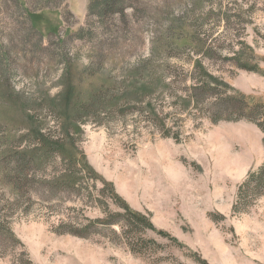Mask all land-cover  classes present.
<instances>
[{"label":"rangeland","instance_id":"1","mask_svg":"<svg viewBox=\"0 0 264 264\" xmlns=\"http://www.w3.org/2000/svg\"><path fill=\"white\" fill-rule=\"evenodd\" d=\"M126 4L0 0V264H264V197L232 214L264 135L214 121L264 100V0ZM123 203L155 230L103 224Z\"/></svg>","mask_w":264,"mask_h":264},{"label":"trees","instance_id":"2","mask_svg":"<svg viewBox=\"0 0 264 264\" xmlns=\"http://www.w3.org/2000/svg\"><path fill=\"white\" fill-rule=\"evenodd\" d=\"M129 0H107L108 5H105L107 9L111 12H117L124 15V10L128 7ZM120 4L118 9H114ZM30 17L32 14L30 13ZM247 70L255 71V67H251L248 64L244 65ZM226 109L223 114L227 117H216L215 122L220 120L227 121H239L246 120L253 124H256L258 128L262 131L264 135V100L257 97L247 96L243 94H232L228 97V101L225 103ZM43 148L33 151V153H24L27 158H31L36 162L47 161V159L59 158L65 163H69L77 169V173H70L60 176L58 178L61 183L75 188L81 184V180L84 175H93V169L88 165V163L83 159L81 161L77 160L72 153L65 152L62 148H59L53 141H43ZM264 145V138H263ZM29 156V157H28ZM79 166V167H78ZM96 175V174H95ZM94 175V176H95ZM99 178L100 182L104 185L106 189L111 190L114 198L120 200L118 195L115 194L111 185L104 182L100 177H93V179ZM264 197V164L257 169L251 170L243 183L239 186L236 199L232 208L233 215L247 214L257 205V203ZM124 214L117 213L116 217L123 216V221L112 220V216L107 217L106 220L102 221L106 225H114L124 222V226L132 230L135 226H143L144 230H155L151 222H149L145 217L139 213L130 210L128 205L123 203Z\"/></svg>","mask_w":264,"mask_h":264}]
</instances>
